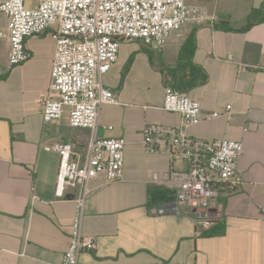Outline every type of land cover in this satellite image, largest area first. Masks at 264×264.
<instances>
[{
	"label": "crops",
	"instance_id": "crops-1",
	"mask_svg": "<svg viewBox=\"0 0 264 264\" xmlns=\"http://www.w3.org/2000/svg\"><path fill=\"white\" fill-rule=\"evenodd\" d=\"M185 2L212 22L183 24L162 50L122 42L102 79L117 104L101 108L98 136L127 142L123 177L90 181L83 232L97 248L81 253L78 264H264V23L242 30L252 11H264V0ZM7 30L0 15V264H61L80 189L65 187L55 196L54 146L68 142L83 154L89 133L71 127L67 111L58 121H43L41 99L49 94L55 53L50 31L29 38V59L11 66ZM191 65L206 79L184 93L200 104L202 118L188 135L234 140L243 149L237 165L243 184L233 191L218 187L215 223L222 227L214 236L175 211L169 190L150 183L153 173L169 169V155L147 154L140 145L146 125L180 126V115L162 110L164 90L185 86ZM228 105L230 119L209 118ZM156 191L169 194L154 197Z\"/></svg>",
	"mask_w": 264,
	"mask_h": 264
},
{
	"label": "built area",
	"instance_id": "built-area-1",
	"mask_svg": "<svg viewBox=\"0 0 264 264\" xmlns=\"http://www.w3.org/2000/svg\"><path fill=\"white\" fill-rule=\"evenodd\" d=\"M0 15L8 20L11 66L29 59V38L50 31L55 53L49 94L41 99L43 121H58L67 111L69 125L89 133L83 154L68 142L54 146L59 155L55 196L62 197L65 187L80 189L70 241L61 262L78 264L81 253L97 248L95 238L83 232L90 181L94 175H102L107 184L123 177L127 142L98 136L101 108L117 104L102 79L115 65L120 44L137 41L162 50L169 35L183 24H205L213 19L185 0H0ZM3 36L0 33V38ZM162 110L180 115L182 121L176 128L159 124L144 127L140 140L144 151H165L170 164L166 172L153 173L150 183L169 190L175 199V211L189 217L203 233L221 213L218 187L233 191L243 184L237 173L242 143L189 136L188 128L202 121L200 104L173 87L164 90ZM221 115L230 119L231 106L209 118Z\"/></svg>",
	"mask_w": 264,
	"mask_h": 264
},
{
	"label": "trees",
	"instance_id": "trees-1",
	"mask_svg": "<svg viewBox=\"0 0 264 264\" xmlns=\"http://www.w3.org/2000/svg\"><path fill=\"white\" fill-rule=\"evenodd\" d=\"M261 23H264V11H263V9L254 10L249 15L248 24L245 27H243L242 30L245 31V30L249 29L250 27L257 25V24H261ZM219 26L222 27L223 24H219ZM224 28H225V26H224ZM187 51L188 50L185 49V52H187ZM205 79H206V75L202 71V69H200L194 65H191V70L188 74V80L189 81L185 84V86L184 85L183 86L177 85L173 88L182 92V93H185L186 89L197 85L200 81H205ZM163 194L165 196L166 194L168 195L169 192L163 193L161 191H156L153 195H154V197H157V196H161ZM215 222H216V219H215V221H213L211 228L209 230L203 232V235L214 236V235L220 234L222 224H220L218 221H217V223H215ZM214 224H217V225H214Z\"/></svg>",
	"mask_w": 264,
	"mask_h": 264
},
{
	"label": "water",
	"instance_id": "water-1",
	"mask_svg": "<svg viewBox=\"0 0 264 264\" xmlns=\"http://www.w3.org/2000/svg\"><path fill=\"white\" fill-rule=\"evenodd\" d=\"M220 211H221V207H220Z\"/></svg>",
	"mask_w": 264,
	"mask_h": 264
}]
</instances>
